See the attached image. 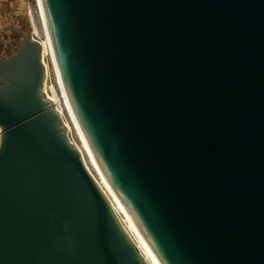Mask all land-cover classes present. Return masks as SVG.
Masks as SVG:
<instances>
[{"label":"water","instance_id":"95a60500","mask_svg":"<svg viewBox=\"0 0 264 264\" xmlns=\"http://www.w3.org/2000/svg\"><path fill=\"white\" fill-rule=\"evenodd\" d=\"M60 81L159 264H264V0H40ZM0 57V264H147L44 91Z\"/></svg>","mask_w":264,"mask_h":264},{"label":"rangeland","instance_id":"374dc122","mask_svg":"<svg viewBox=\"0 0 264 264\" xmlns=\"http://www.w3.org/2000/svg\"><path fill=\"white\" fill-rule=\"evenodd\" d=\"M36 26L37 28L39 27V31H43V29L41 28L40 18L38 16V7L36 0H0V54L5 50L9 51L7 43L14 44L15 41H19L20 39L19 36L15 35L14 32L10 30V27L16 28L18 30H21L19 28H23L25 34L33 38L36 35L40 36L35 30ZM42 56L46 69L44 89L47 94H49L48 87L52 85L54 89H51V91L56 90V92L59 94V91L57 89L58 81L55 70L53 68L52 58L43 52V48ZM61 117L68 128L67 137L69 141L79 150L85 167L98 183V185L102 188L103 184L101 183L97 173L94 171L89 158L87 157L85 152H83L82 154L80 151H83V146L79 140L74 126L71 125L69 117L65 110L61 112ZM102 190L105 191L104 188H102ZM116 213L117 216H119L121 222H123L122 224H125V226L127 227V231L132 236L130 229L122 218L124 216L123 213H121L119 210H117ZM133 239H135L134 236Z\"/></svg>","mask_w":264,"mask_h":264},{"label":"bare ground","instance_id":"6f19581e","mask_svg":"<svg viewBox=\"0 0 264 264\" xmlns=\"http://www.w3.org/2000/svg\"><path fill=\"white\" fill-rule=\"evenodd\" d=\"M37 7H38V16H39L40 22H41V28L43 29L44 33L42 30H41L42 32L39 31V27L37 28V26H36L35 30L40 35V37L42 38L41 39L42 40L41 46L43 48V52L52 58L53 68H54L56 76H57L58 89L60 91V97H61V100L63 101V110H65V112L67 113L69 120H70V123L72 126H74V128L77 132V135L79 137V140L83 146V151L82 150H80V151L82 154H83V152H85L87 157L89 158V161H90L94 171L97 173V175L100 178L101 183L103 184L102 188L105 189V191H103V192L106 195V197L109 199L115 213L117 210H119L121 213H123L124 216L122 218H123L124 222L127 224L128 228L130 229L132 236L127 231V227L125 226V224H122V225L124 226V228L126 227L125 230L129 234L130 238L132 239V241L136 245L137 249L139 250V252L143 256V258L145 259L146 263L147 264H149V263L150 264H159V262L156 260V258L153 256L150 249L148 248V245L145 242L144 238L142 237L141 233L139 232L138 228L136 227V225L134 224V222L132 221V219L130 218V216L128 215L126 210L124 209L123 205L121 204V202L119 201V199L115 195L114 191L112 190V188L110 187V185L106 181L105 177L103 176L99 166L97 165V163L93 157V154L91 153V151H90V149H89V147H88V145H87V143H86V141L82 135V132H81V130L77 124V121L74 117V114L70 108V105L68 103V100L66 98L65 92L63 90V87H62V84L60 81L57 65L55 63L53 51L51 48L50 39H49V36L47 33L45 21H44V16H43L40 0H37ZM51 89H54V88L51 87ZM51 93H52L51 100L55 101V103L58 104V101H57L58 96H57L56 91L53 90V91H51ZM118 218H119V216H118ZM119 220H120V218H119ZM120 222H121V220H120ZM121 223H123V222H121ZM133 236L135 237V239H133Z\"/></svg>","mask_w":264,"mask_h":264},{"label":"built area","instance_id":"2783aa9c","mask_svg":"<svg viewBox=\"0 0 264 264\" xmlns=\"http://www.w3.org/2000/svg\"><path fill=\"white\" fill-rule=\"evenodd\" d=\"M36 2H37V0H36ZM41 32H42V31H41ZM33 39L37 40V41L41 44V41H42L41 39H42V38H41L40 36L36 35L35 37H33ZM42 59H43V56H42ZM51 87H53V86L50 85V86L48 87L49 94H47V92H46L45 89H44L46 95H47L50 99L52 98ZM57 89H58V85H57ZM55 91H56V90H55ZM58 91H59V89H58ZM56 93H57V92H56ZM57 96H58V99H57L58 104H56L55 101H53V103H54V105H55V108H56L57 110H59V111H60V114H61V112H62V110H63V101L61 100V97H60V91H59V94L57 93Z\"/></svg>","mask_w":264,"mask_h":264},{"label":"flooded vegetation","instance_id":"af4514ba","mask_svg":"<svg viewBox=\"0 0 264 264\" xmlns=\"http://www.w3.org/2000/svg\"><path fill=\"white\" fill-rule=\"evenodd\" d=\"M19 29H21V30H19V31L25 33V32L23 31V30H24L23 28H19ZM14 34H15V33H14ZM15 35L18 36V34H15ZM19 40H20V39H19ZM18 43H19L18 40L15 41L14 44L7 43V45H8L7 47H9V48H8L9 51H7V50L3 51V52L0 54V57H8V56H10V55L15 51V49L17 48Z\"/></svg>","mask_w":264,"mask_h":264}]
</instances>
